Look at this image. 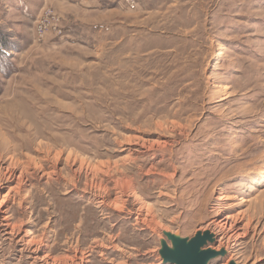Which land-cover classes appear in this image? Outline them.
I'll return each instance as SVG.
<instances>
[{
  "label": "rangeland",
  "instance_id": "1",
  "mask_svg": "<svg viewBox=\"0 0 264 264\" xmlns=\"http://www.w3.org/2000/svg\"><path fill=\"white\" fill-rule=\"evenodd\" d=\"M51 1L0 0V264H163V233L206 230L207 264H264V0H121L97 28Z\"/></svg>",
  "mask_w": 264,
  "mask_h": 264
},
{
  "label": "water",
  "instance_id": "2",
  "mask_svg": "<svg viewBox=\"0 0 264 264\" xmlns=\"http://www.w3.org/2000/svg\"><path fill=\"white\" fill-rule=\"evenodd\" d=\"M163 234L166 240H161L159 249L163 264H207L212 259L223 257L225 254L224 250L217 252L207 246L214 241V235L207 230L196 232L190 239L170 233Z\"/></svg>",
  "mask_w": 264,
  "mask_h": 264
},
{
  "label": "crops",
  "instance_id": "3",
  "mask_svg": "<svg viewBox=\"0 0 264 264\" xmlns=\"http://www.w3.org/2000/svg\"><path fill=\"white\" fill-rule=\"evenodd\" d=\"M121 0H52L51 5L54 9L58 10V12L63 16L64 20L68 19L70 21V17L74 20L77 19H88L91 18L93 19V23H89L90 26L89 28L96 27L98 26H103L102 24L100 25L99 23H102V20L100 21V17L103 19L104 15L106 14H112L114 12H117L119 15L120 13L122 14V9L120 7ZM111 5H113L111 7ZM28 7L25 4H22L21 6H17V10L21 13L24 14L25 8ZM117 7H120L119 9ZM81 15V17H80ZM99 19V20H98ZM100 21V22H98ZM83 22V21H82ZM66 25V24H65ZM75 24L73 23L72 25H67L64 28V34L63 35H68L70 31H72ZM95 25V26H94ZM81 26H84L81 24ZM105 27H100L97 30H104ZM67 37V36H66Z\"/></svg>",
  "mask_w": 264,
  "mask_h": 264
},
{
  "label": "bare ground",
  "instance_id": "4",
  "mask_svg": "<svg viewBox=\"0 0 264 264\" xmlns=\"http://www.w3.org/2000/svg\"><path fill=\"white\" fill-rule=\"evenodd\" d=\"M219 54V53H218ZM219 56V55H218ZM57 155V154H56ZM55 160V159H54ZM56 161H57V159H56ZM15 164V163H14ZM11 165V164H10ZM13 165V164H12ZM14 166V165H13ZM26 167V166H25ZM10 168V167H9ZM24 169L26 170V168H22V171H24ZM4 171V170H3ZM8 173H9V175H11L12 174V171H7ZM262 172H263V174H261V179L262 180H264V169H262ZM4 173V172H3ZM20 173V172H19ZM23 173V172H22ZM26 174V173H25ZM20 176H21V174H20ZM0 177H1V175H0ZM5 177V176H4ZM3 177V178H4ZM11 177H12V175L11 176H9L8 177V180L9 179H11ZM22 177V176H21ZM20 177V178H21ZM260 177V176H259ZM2 179V178H1ZM7 181V180H6ZM255 183V185L256 186H258L259 185V183L256 181V182H254ZM220 201H222V198L220 199ZM227 207V206H226ZM230 207V206H229ZM228 207V208H229ZM216 217H218L219 218V221L218 222H216V227H218L219 228V233L220 234H222L223 233V231H224V229H225V227L227 226V224H228V221H229V219H231L232 220V218H231V216H229L226 212H225V209L223 208L222 210H219L217 213H216V215H215ZM233 217V216H232ZM232 222H235V221H232ZM230 225H232V224H230ZM248 226H249V224H247V225H243V227H244V229H245V231H246V229L248 228ZM231 227V226H230ZM229 228V227H228ZM233 228V227H232ZM218 230V229H217ZM232 230V229H231ZM242 230V229H241ZM228 231V230H227ZM226 231V232H227ZM236 231V230H235ZM238 231V230H237ZM248 231V230H247ZM239 232V231H238ZM242 232V231H241ZM232 233H234V231L232 232ZM247 234V233H246ZM236 235V234H235ZM237 236V235H236ZM239 236H241V235H239ZM255 236V235H254ZM243 238V237H242ZM245 238V237H244ZM243 238V239H244ZM222 239H223V237H222ZM227 242V241H226ZM219 243H220V241H219ZM221 245H223L224 244V242L223 243H220ZM219 245V244H218ZM222 247V246H221ZM224 247H226V246H224ZM218 248V247H217ZM239 258V257H238ZM242 258V257H241ZM235 259V258H234ZM242 262V261H241ZM252 264V263H251Z\"/></svg>",
  "mask_w": 264,
  "mask_h": 264
},
{
  "label": "built area",
  "instance_id": "5",
  "mask_svg": "<svg viewBox=\"0 0 264 264\" xmlns=\"http://www.w3.org/2000/svg\"><path fill=\"white\" fill-rule=\"evenodd\" d=\"M53 20H54V17L52 15V12H49V11H47L45 13L43 12L41 17H39V20L36 22V27H37V32H38L39 38L42 37L46 32L49 31ZM62 30L63 29H61L57 33V35L62 34Z\"/></svg>",
  "mask_w": 264,
  "mask_h": 264
},
{
  "label": "trees",
  "instance_id": "6",
  "mask_svg": "<svg viewBox=\"0 0 264 264\" xmlns=\"http://www.w3.org/2000/svg\"><path fill=\"white\" fill-rule=\"evenodd\" d=\"M6 41L4 38L2 39L0 36V65L2 66V69L4 70L5 67H9V65L11 64L10 62H6V61H2L1 58H6L8 51L13 48V46L9 47L8 44H6ZM7 46V47H6ZM2 74L5 76V73Z\"/></svg>",
  "mask_w": 264,
  "mask_h": 264
}]
</instances>
